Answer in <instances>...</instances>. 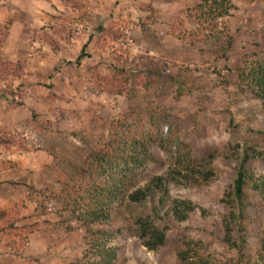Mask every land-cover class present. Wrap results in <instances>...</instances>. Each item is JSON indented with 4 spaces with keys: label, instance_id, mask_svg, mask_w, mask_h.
<instances>
[{
    "label": "rangeland",
    "instance_id": "rangeland-1",
    "mask_svg": "<svg viewBox=\"0 0 264 264\" xmlns=\"http://www.w3.org/2000/svg\"><path fill=\"white\" fill-rule=\"evenodd\" d=\"M199 2L0 0V66L8 69L0 72V136L11 138L8 149L0 147V164L16 165L0 171V264H74L81 258L84 229L71 213L73 206L65 208L56 197L60 181L74 175L91 149L106 141L111 122L130 111L158 108L168 114L167 126L190 146L193 158L218 151L214 177L205 185H170L163 203L158 194L141 205L120 197L108 207V223L93 227L108 231L110 246L118 251L116 264H173L183 239L196 241L204 256L222 262L230 258L222 242L226 209L219 201L231 184L233 166L224 155L237 145L264 152V108L235 83L245 61L264 65V0H231V14L216 28L221 36L191 45L179 38L195 32L187 12ZM99 25L120 37L108 32L99 39ZM90 37L89 57L76 65ZM143 56L171 67L174 80L164 76L147 89L138 86L133 76L141 77L139 71L128 72ZM122 66L128 74L116 77L113 87L119 84L121 92L111 95L113 87L102 79L115 76L114 67ZM13 70L18 71L15 77ZM179 87L184 91L178 96ZM3 90L12 95L5 99ZM170 164V156L153 146L152 159L130 185L143 186L164 175ZM251 169L264 175L261 161H252ZM248 195L253 218L249 242L256 251L264 202L251 191ZM173 199L196 206L185 222L168 212ZM139 213L167 227L166 244L157 252L147 251L130 232ZM7 219L16 221L14 227L33 228L6 245L9 238L1 229Z\"/></svg>",
    "mask_w": 264,
    "mask_h": 264
},
{
    "label": "trees",
    "instance_id": "trees-1",
    "mask_svg": "<svg viewBox=\"0 0 264 264\" xmlns=\"http://www.w3.org/2000/svg\"><path fill=\"white\" fill-rule=\"evenodd\" d=\"M233 8L231 0H200L187 12L188 19L195 26V32L183 35L179 39L191 45L207 42L211 38L218 39L221 36L216 30L218 21L229 16ZM96 32L99 39H103L108 32L114 34V39L120 37L119 33L116 37V32L103 25H99ZM90 40L91 37L80 48L75 60L76 65L83 58L89 57L85 50ZM53 44L55 43L51 42V45ZM142 59L141 63L129 69L133 72H128L139 71L141 77L133 76V80L137 81L136 84L141 88L147 89L164 76L174 80L175 71L173 72L171 67L147 56H143ZM247 62L245 61L244 66L240 68L235 83L249 90L257 100H260L264 108V65L255 59ZM123 64L127 65V60H124ZM124 66L121 69L114 67L116 75L102 81L110 83L113 87L118 75L128 74L123 70ZM7 70L6 65L0 66V72ZM9 72L15 77L18 71ZM177 90L179 96L182 88L179 87ZM120 92V85L117 84L110 94ZM1 93L5 99L6 95H12L9 90H3ZM168 117V114L159 108L126 113L109 124L106 141L91 149L83 164L74 168V175L64 176L60 181L61 191L56 197L63 199L65 208L73 206L71 213L77 217L84 229L83 240L86 249L84 255L74 264H116L118 251L110 246L108 231L94 229L93 225L108 223L110 219L108 207L118 198L123 197L131 204L141 205L148 200L152 201L158 194L159 202L163 203L170 185L183 187L189 184L205 185L214 177L212 166L218 157V151L214 150L193 158L190 146L174 136L171 126H167ZM163 122L166 133L162 135L159 134V128ZM10 144L11 138L3 133L0 136V147L8 149ZM153 146H157L170 156L169 170L164 175L149 178L143 186H131L132 177L152 159ZM224 158L233 166L231 184L223 191L219 201L226 209L221 219L222 242L231 256L223 262L213 256H204L199 251L196 241L183 239L174 255L173 264H264V229L255 237L258 242L256 251L249 242L253 218L248 195L251 191L264 202V175L257 176L251 169L252 161L264 163V152L254 145H237V148L230 147ZM14 168L16 165L13 162L6 161L0 164V171ZM195 209L196 206L188 200L173 199L168 212L174 220L185 222ZM7 215L11 216L10 213ZM14 222L16 221L10 222L8 219L3 222L1 232L9 238L6 245L14 243L10 240L13 236L21 238L33 228L32 225L14 227ZM129 229L138 243L149 252H157L166 244L167 227L157 225L153 216L137 214Z\"/></svg>",
    "mask_w": 264,
    "mask_h": 264
}]
</instances>
